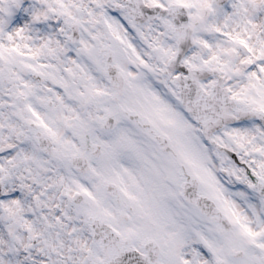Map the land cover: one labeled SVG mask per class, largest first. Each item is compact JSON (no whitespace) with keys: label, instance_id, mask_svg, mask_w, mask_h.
I'll return each mask as SVG.
<instances>
[{"label":"snow or ice","instance_id":"1","mask_svg":"<svg viewBox=\"0 0 264 264\" xmlns=\"http://www.w3.org/2000/svg\"><path fill=\"white\" fill-rule=\"evenodd\" d=\"M0 264H264V0H0Z\"/></svg>","mask_w":264,"mask_h":264}]
</instances>
